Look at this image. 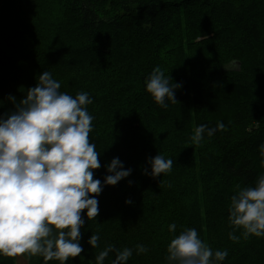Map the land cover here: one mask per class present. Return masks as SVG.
Segmentation results:
<instances>
[{
  "label": "trees",
  "instance_id": "obj_1",
  "mask_svg": "<svg viewBox=\"0 0 264 264\" xmlns=\"http://www.w3.org/2000/svg\"><path fill=\"white\" fill-rule=\"evenodd\" d=\"M16 2L0 0V114L14 110L8 97L19 103L43 71L60 79L52 70L35 72L54 58L38 56L51 54L34 46L41 35L33 33L31 20ZM69 8L73 45L81 42L85 52H98L113 64L87 88L93 117L89 139L100 152L101 164L94 179L103 183L109 174L105 165L114 157L132 172L115 186L103 187L97 197L99 216L89 221L84 217V251L68 264H95V255L108 245L132 249L127 264H158L168 254L171 239L189 228L213 252L227 250L222 264H264V237L245 238L243 229L234 230L228 218L231 197L264 176V0H70ZM192 33L204 39L199 47L205 58L176 81L165 76L180 86L172 109L170 100L161 107L146 91V78L165 60V40ZM137 38L150 44L145 48L148 56L127 47ZM25 78L26 83L35 82L25 86ZM212 79L220 84H206ZM80 80H74L69 95L79 93ZM218 121L225 131L192 141L197 126L214 128ZM158 153L173 165L153 179L143 170L151 171L146 161ZM173 223L176 229L170 232ZM91 235L99 236L96 248L87 243ZM137 245L147 251L137 254ZM23 255L24 264H44L42 257ZM111 259L114 253L105 264ZM0 264H19L18 257H0Z\"/></svg>",
  "mask_w": 264,
  "mask_h": 264
},
{
  "label": "clouds",
  "instance_id": "obj_2",
  "mask_svg": "<svg viewBox=\"0 0 264 264\" xmlns=\"http://www.w3.org/2000/svg\"><path fill=\"white\" fill-rule=\"evenodd\" d=\"M179 86L170 83L159 67L146 78V91L161 107H167L166 100L176 101ZM60 88L59 81L43 71L19 103L8 97L14 110L0 114V257L27 254L42 257L44 264L51 260L68 264L84 251L80 243L84 217L88 221L97 217L103 187L115 186L132 172L114 157L105 165L109 174L103 183L94 179L101 164L100 152L89 139L93 117L86 105L92 100L87 92L73 97ZM225 130L219 121L214 128L201 124L191 139L200 143L205 135ZM260 152L264 155V144ZM146 162L151 171L143 172L153 179L170 172L173 165L159 153ZM228 212L230 225L243 229L245 238L264 237V176L254 187L234 194ZM175 229L174 223L168 226L170 232ZM229 237L237 239L232 233ZM98 240V235H91L87 243L96 248ZM136 251L147 249L137 245ZM167 252L168 264H222L228 256L227 250L213 252L207 247L195 228L171 239ZM110 253H114L110 264H127L133 254L132 249L108 245L95 255V264H105Z\"/></svg>",
  "mask_w": 264,
  "mask_h": 264
},
{
  "label": "rangeland",
  "instance_id": "obj_3",
  "mask_svg": "<svg viewBox=\"0 0 264 264\" xmlns=\"http://www.w3.org/2000/svg\"><path fill=\"white\" fill-rule=\"evenodd\" d=\"M69 2L70 0H17L15 6L25 18L31 20V27L34 34L41 36L45 35L42 37L44 41L40 42V36V40L35 42L34 46H36L37 49L40 48L38 51L41 53H48L51 55L38 53V56L41 55V57L44 58L50 56L54 58V62L49 61L47 64L42 63L39 67H37V71L35 72L38 73L42 70H52V72L60 75V79L58 78V81L61 83V92L67 94L69 90H72L74 80L81 78L82 80H80L78 84L83 85L77 88L76 91H79V93L87 92L89 94L87 88L92 84L97 83L98 79L104 74L106 68H109V65L112 66L113 64L111 60L100 56L98 52H95L94 54H90V51L85 52L83 47L84 45H81V42L73 45L72 40L74 36L71 32L73 23L69 12ZM117 8L118 6L115 4L113 9L116 10ZM165 41H167V43L164 44L165 50H167V55L164 58L165 60L163 61L160 69L164 72L165 76L169 77L171 80L176 81L177 78L180 79L182 76L188 74L190 68L199 66L202 59L205 58L202 46L199 47L204 39L200 36L198 37V34L192 33L187 36L180 34V37L177 34H173L171 38H168ZM30 42L31 39L27 41L25 47H30V45H28ZM141 42V38L134 39L133 43L127 45V47L131 48L132 52L134 51L137 53H141V50H144L145 55L148 56L147 54L150 51L147 52L145 48H148V45L150 48V44ZM65 46H68V48ZM198 47L201 50L200 54L197 53ZM144 51H142V53ZM52 53L57 54L53 57ZM51 60L53 61V59ZM55 68L56 71H54ZM59 69L63 72H60ZM23 81L25 82V86H29L35 82H30L28 80L26 83V78ZM262 81L264 82V78H262ZM206 84L215 87L220 84V81L214 79L207 80ZM174 103L175 102L173 101H169L168 106L169 108L171 106L170 109H172ZM89 105L90 104L86 105L87 111L88 108L91 109V106ZM152 109L157 111L159 110L158 106H153ZM169 110L168 114L171 112ZM150 112H152L151 109ZM261 126L263 127L264 124H261ZM262 161L264 166V158ZM122 186H120L119 189H121ZM116 191H113L112 194L118 195ZM163 216L166 217V215ZM130 236L135 237V234ZM167 256L168 254H166L158 264H168ZM17 257L19 264H24L27 260L23 254Z\"/></svg>",
  "mask_w": 264,
  "mask_h": 264
}]
</instances>
